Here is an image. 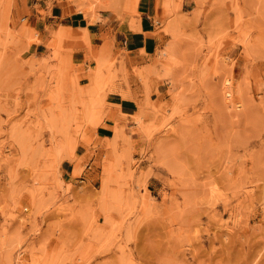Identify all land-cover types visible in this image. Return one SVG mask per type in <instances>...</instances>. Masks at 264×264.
I'll return each instance as SVG.
<instances>
[{
	"label": "rangeland",
	"instance_id": "374dc122",
	"mask_svg": "<svg viewBox=\"0 0 264 264\" xmlns=\"http://www.w3.org/2000/svg\"><path fill=\"white\" fill-rule=\"evenodd\" d=\"M26 1L0 0V264H264V0H158L130 69L115 30L41 35ZM139 1L37 12L141 31Z\"/></svg>",
	"mask_w": 264,
	"mask_h": 264
},
{
	"label": "crops",
	"instance_id": "0c3cea01",
	"mask_svg": "<svg viewBox=\"0 0 264 264\" xmlns=\"http://www.w3.org/2000/svg\"><path fill=\"white\" fill-rule=\"evenodd\" d=\"M46 4L47 0H27L26 4L23 5L25 15L30 19L32 27H34L39 34L46 36V28H55L57 25H60L59 27L62 26L72 30L88 28L91 39L97 40L101 35L109 31V29H113L115 30L117 37L121 36V49L130 53L129 59L127 60V67L129 69L134 64H138L141 67L149 66L151 64L149 62V57H154L158 49V38L154 35V19L159 16L161 12L158 0L139 1L138 12L141 15V31L131 30L130 24L129 26L125 25L122 27L121 23H117L114 19L111 14L113 12L103 13L102 16L100 14V19L96 23L90 25L86 17L82 13L77 12L75 7L71 8L65 4H56L51 9L49 15L42 17L38 14L37 7L47 11L48 8ZM103 20L106 21L103 22ZM43 47V44H39L34 47V50L36 53H39ZM168 57L169 55L167 54L166 58ZM123 89L124 90H120L117 88L116 93H111L108 96V101L109 104L115 107V110L120 111V117H132L139 112V101H147V98L139 99L136 95L137 91H135L134 88L131 89L129 95H124L122 97L120 94L123 91H126L125 87H123ZM116 122L123 124L122 120L119 118H116ZM113 127L115 126L110 121H106L99 129L101 132L98 131L99 139L105 143L107 138L113 136Z\"/></svg>",
	"mask_w": 264,
	"mask_h": 264
},
{
	"label": "built area",
	"instance_id": "2783aa9c",
	"mask_svg": "<svg viewBox=\"0 0 264 264\" xmlns=\"http://www.w3.org/2000/svg\"><path fill=\"white\" fill-rule=\"evenodd\" d=\"M88 167V166H87Z\"/></svg>",
	"mask_w": 264,
	"mask_h": 264
}]
</instances>
